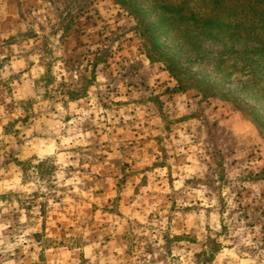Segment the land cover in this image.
Here are the masks:
<instances>
[{
  "label": "clouds",
  "instance_id": "obj_1",
  "mask_svg": "<svg viewBox=\"0 0 264 264\" xmlns=\"http://www.w3.org/2000/svg\"><path fill=\"white\" fill-rule=\"evenodd\" d=\"M0 264H264V0H0Z\"/></svg>",
  "mask_w": 264,
  "mask_h": 264
}]
</instances>
